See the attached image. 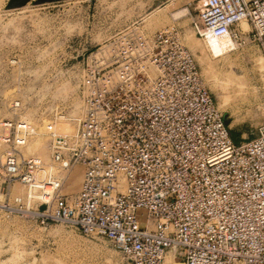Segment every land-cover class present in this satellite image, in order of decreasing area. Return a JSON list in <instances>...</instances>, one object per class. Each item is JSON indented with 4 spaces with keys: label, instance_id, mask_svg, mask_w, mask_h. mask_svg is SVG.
Returning <instances> with one entry per match:
<instances>
[{
    "label": "built area",
    "instance_id": "built-area-1",
    "mask_svg": "<svg viewBox=\"0 0 264 264\" xmlns=\"http://www.w3.org/2000/svg\"><path fill=\"white\" fill-rule=\"evenodd\" d=\"M204 1L200 39L233 35L245 20L264 56V0ZM101 67L86 71L75 136L50 131L52 162L78 169L81 183L70 202L64 177L36 186L41 224L103 238L129 264H264V124L236 142L170 30L118 34ZM8 129L0 179L30 186L42 166L21 153L33 129Z\"/></svg>",
    "mask_w": 264,
    "mask_h": 264
},
{
    "label": "rangeland",
    "instance_id": "rangeland-1",
    "mask_svg": "<svg viewBox=\"0 0 264 264\" xmlns=\"http://www.w3.org/2000/svg\"><path fill=\"white\" fill-rule=\"evenodd\" d=\"M9 1L0 0V164L9 149L8 125L20 121L36 129L21 153L42 166L30 186L0 179V264H129L109 241L63 223L41 224L38 216L45 201L36 186L66 174L52 162L50 131L73 138L84 113L87 69L102 68L120 33L152 37L170 30L191 53L239 142L253 139L264 124L263 53L244 21L228 53L217 40L200 39L194 24L204 0H31L8 9ZM80 183L78 170L66 177L69 202Z\"/></svg>",
    "mask_w": 264,
    "mask_h": 264
},
{
    "label": "bare ground",
    "instance_id": "bare-ground-1",
    "mask_svg": "<svg viewBox=\"0 0 264 264\" xmlns=\"http://www.w3.org/2000/svg\"><path fill=\"white\" fill-rule=\"evenodd\" d=\"M245 23H246V25L248 26V24H247V22L245 21V20H243ZM240 24V23H239ZM238 24V25H239ZM243 25V24H242ZM245 26V25H244ZM243 27V26H242ZM249 27V26H248ZM231 36H233V35H225V36H223V37H219V38H215V37H212V36H210V35H208L207 37H210V38H213V39H215V40H217V42L219 43V46H220V48H221V50L224 52V53H228V52H230L233 48H234V41L231 39ZM206 37V38H207ZM152 75L154 76L155 75V72H152ZM20 122V121H19ZM21 123H25V124H28V123H26V122H21ZM29 125V124H28ZM31 126V125H30ZM31 128L33 129L32 130V134L29 136V138L27 139V142H28V140L30 139V138H32V137H34V136H36V129L34 128V127H32L31 126ZM54 133H56V132H54ZM57 134V133H56ZM75 134H76V132L74 133V135H72V137H74L75 136ZM61 136H63V137H65V138H68L67 136H65V135H61ZM27 142H26V144H27ZM26 146V145H25ZM41 169V168H40ZM39 169V170H40ZM38 170V171H39ZM74 170H78V169H72L71 171H69L67 174H66V176H64V178L66 179V177H68V175H70ZM37 171V172H38ZM79 171V170H78ZM36 172V173H37ZM35 173V174H36ZM51 177H56V178H59L58 176H51ZM168 262H172L171 261V258H168Z\"/></svg>",
    "mask_w": 264,
    "mask_h": 264
},
{
    "label": "water",
    "instance_id": "water-1",
    "mask_svg": "<svg viewBox=\"0 0 264 264\" xmlns=\"http://www.w3.org/2000/svg\"><path fill=\"white\" fill-rule=\"evenodd\" d=\"M30 1L31 0H10L7 8L8 9L20 8L26 5ZM51 1H54V0H38L37 3H44V2H51Z\"/></svg>",
    "mask_w": 264,
    "mask_h": 264
},
{
    "label": "trees",
    "instance_id": "trees-1",
    "mask_svg": "<svg viewBox=\"0 0 264 264\" xmlns=\"http://www.w3.org/2000/svg\"><path fill=\"white\" fill-rule=\"evenodd\" d=\"M232 137H233V135H232ZM234 139V138H233ZM235 140V139H234Z\"/></svg>",
    "mask_w": 264,
    "mask_h": 264
}]
</instances>
